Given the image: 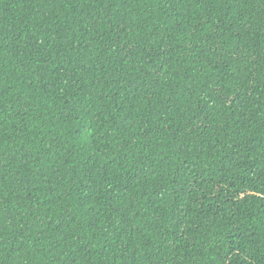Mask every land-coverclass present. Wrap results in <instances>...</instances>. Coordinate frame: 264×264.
<instances>
[{"label":"trees","instance_id":"trees-1","mask_svg":"<svg viewBox=\"0 0 264 264\" xmlns=\"http://www.w3.org/2000/svg\"><path fill=\"white\" fill-rule=\"evenodd\" d=\"M0 264H264V0H0Z\"/></svg>","mask_w":264,"mask_h":264}]
</instances>
